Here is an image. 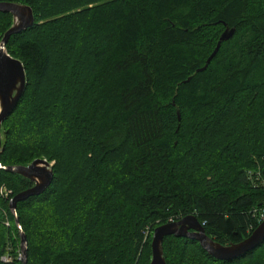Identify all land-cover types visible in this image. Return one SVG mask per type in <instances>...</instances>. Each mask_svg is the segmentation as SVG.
<instances>
[{"label":"trees","instance_id":"1","mask_svg":"<svg viewBox=\"0 0 264 264\" xmlns=\"http://www.w3.org/2000/svg\"><path fill=\"white\" fill-rule=\"evenodd\" d=\"M3 2L29 6L35 22L6 45L27 86L2 123L0 162L54 161L50 186L16 206L26 264H149L144 231L168 218L194 215L222 245L257 227L264 0ZM11 25L0 13V41ZM225 27L234 35L197 71ZM0 186L12 191L0 200V264H21L8 204L33 184L0 169ZM162 247L166 264H264V242L233 261L187 238Z\"/></svg>","mask_w":264,"mask_h":264},{"label":"water","instance_id":"2","mask_svg":"<svg viewBox=\"0 0 264 264\" xmlns=\"http://www.w3.org/2000/svg\"><path fill=\"white\" fill-rule=\"evenodd\" d=\"M0 13L12 16V25L4 33L0 41V149L2 146V123L15 110L27 86L23 64L11 57L6 51L10 37L30 28L34 24L32 9L20 3H0ZM225 26V24L223 23ZM234 28H227L221 33L216 46L199 72L204 71L217 54L221 43L228 41L234 35ZM179 118V113H177ZM0 169L7 173L28 180L33 186L12 197L8 208L14 216L19 229L20 262L26 264L27 240L19 223L16 206L31 196L43 193L53 180L52 165L45 159H36L27 165L3 166ZM187 238L198 242L200 247L212 258L219 261H233L258 248L264 242V220L243 240L237 243L222 245L205 234V230L194 215H187L179 220L157 226L152 232L150 243L151 259L149 264H166L163 253L165 237Z\"/></svg>","mask_w":264,"mask_h":264},{"label":"built area","instance_id":"3","mask_svg":"<svg viewBox=\"0 0 264 264\" xmlns=\"http://www.w3.org/2000/svg\"><path fill=\"white\" fill-rule=\"evenodd\" d=\"M257 181H259V179ZM260 185H262L264 187V180L263 179L260 180ZM11 195H12V191L10 189H8L5 186H0V200L8 199V198H10ZM257 219H258V223H260L261 221L264 220V206L261 207V209L258 211ZM4 224H5V226L9 225V222L7 219L5 220ZM19 258H20V254H19ZM10 260L11 259L9 257H2L1 258L2 262H9Z\"/></svg>","mask_w":264,"mask_h":264},{"label":"rangeland","instance_id":"4","mask_svg":"<svg viewBox=\"0 0 264 264\" xmlns=\"http://www.w3.org/2000/svg\"><path fill=\"white\" fill-rule=\"evenodd\" d=\"M51 165H52V167H53V165H54V161H50L49 162ZM166 222L165 223H168V222H171V221H173L171 218H168V219H164ZM163 220V221H164ZM159 223V221L157 222V224ZM165 223H163V224H165ZM153 225H154V223H153ZM156 225V224H155ZM160 225H162V224H160ZM202 225V224H201ZM159 226V225H158ZM152 226H147L146 227V230L144 231V239H143V241H146L148 238H149V236H151V238H150V243H151V239H152V232H153V230L157 227H155L153 230H152V228H151Z\"/></svg>","mask_w":264,"mask_h":264},{"label":"bare ground","instance_id":"5","mask_svg":"<svg viewBox=\"0 0 264 264\" xmlns=\"http://www.w3.org/2000/svg\"><path fill=\"white\" fill-rule=\"evenodd\" d=\"M34 22H35V20H34ZM261 209V208H260Z\"/></svg>","mask_w":264,"mask_h":264}]
</instances>
